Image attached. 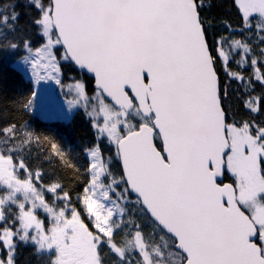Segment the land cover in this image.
<instances>
[{
	"label": "snow or ice",
	"instance_id": "obj_1",
	"mask_svg": "<svg viewBox=\"0 0 264 264\" xmlns=\"http://www.w3.org/2000/svg\"><path fill=\"white\" fill-rule=\"evenodd\" d=\"M232 6L241 39L211 31L213 0H0V52L34 83L94 80L68 86L94 130L75 201L29 165L39 137L0 123V264H264V0Z\"/></svg>",
	"mask_w": 264,
	"mask_h": 264
},
{
	"label": "trees",
	"instance_id": "obj_2",
	"mask_svg": "<svg viewBox=\"0 0 264 264\" xmlns=\"http://www.w3.org/2000/svg\"><path fill=\"white\" fill-rule=\"evenodd\" d=\"M7 2L20 5L17 11H30L23 7L26 0H7ZM204 15L213 23L212 32L227 35L228 33L224 32L223 27L227 24L235 30L233 35L236 39L242 38L240 35L242 22L236 9L232 6V0H213V7ZM14 36L15 34L10 38ZM246 36L247 33H245ZM32 39L34 48L42 43L35 36ZM209 39L211 41V35ZM24 55H26V52L22 48L16 54L0 52V109H3V114L6 117V120L0 121V123L16 122L25 124L29 131L39 137V142L33 145L31 156L28 159L29 165L42 171L45 184L50 183L52 180H59L63 185V190L70 192L73 201H75L77 194L82 191L87 180L86 167L88 161L84 149L90 147L94 142V130L91 128L89 118L85 115L83 109L76 108L77 110L74 109V112L72 111L64 118H46L41 115L40 111L25 110L18 106V102L23 101L25 98L33 100L31 96L32 91H34L32 81L25 76L19 67L15 66V62H21ZM233 68H235L234 64ZM244 75L247 77L248 72H244ZM80 78H84L89 90L91 80L78 71H65L62 82L66 84ZM221 78L224 80L223 74H221ZM232 88H236V84H233ZM259 91L260 87L257 84L256 93H259ZM45 104L48 103L43 102L41 105ZM231 109L236 113L237 119L247 118L244 110L236 102L235 93L231 99ZM52 142L57 143L64 151L63 162L59 157L52 154L50 146ZM111 152L114 157L115 150L112 149ZM105 155H108L107 151H105ZM69 165H72V167H69ZM113 169L117 172L120 171L119 162L116 160L113 161ZM17 264H36V261L29 249L20 248L17 251Z\"/></svg>",
	"mask_w": 264,
	"mask_h": 264
},
{
	"label": "rangeland",
	"instance_id": "obj_3",
	"mask_svg": "<svg viewBox=\"0 0 264 264\" xmlns=\"http://www.w3.org/2000/svg\"><path fill=\"white\" fill-rule=\"evenodd\" d=\"M21 63L22 61H17L15 62V66L19 67L25 76L32 81L34 85V91L36 92V96L33 97V104L31 106L32 110L38 112L40 111L41 115L46 118H64L67 114L69 115L72 113V111H75L74 109L76 108L69 110L67 103V101L72 98V95L69 93L68 86L74 84L76 81L86 82L84 78L69 81L66 84L63 82L62 84H57L55 80H44L37 84L33 82L29 67ZM62 77L63 74L61 76V80ZM87 78L91 80V88L88 90V94L91 96L94 91V87L92 86L93 80L89 77ZM43 102H47L48 104L41 105ZM77 109H83V107Z\"/></svg>",
	"mask_w": 264,
	"mask_h": 264
},
{
	"label": "water",
	"instance_id": "obj_4",
	"mask_svg": "<svg viewBox=\"0 0 264 264\" xmlns=\"http://www.w3.org/2000/svg\"><path fill=\"white\" fill-rule=\"evenodd\" d=\"M77 71H78L79 73L83 74L84 76L91 78V77H90V74H88L86 71H85V72H80L79 70H77ZM91 79H92V78H91ZM92 80H93V79H92ZM92 86L94 87V80H93Z\"/></svg>",
	"mask_w": 264,
	"mask_h": 264
}]
</instances>
